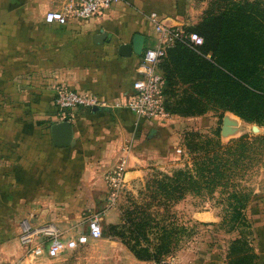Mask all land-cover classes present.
Segmentation results:
<instances>
[{"label":"rangeland","instance_id":"1","mask_svg":"<svg viewBox=\"0 0 264 264\" xmlns=\"http://www.w3.org/2000/svg\"><path fill=\"white\" fill-rule=\"evenodd\" d=\"M244 2H259L264 7V0H186L181 24H168L158 17L162 24L179 29L178 38L166 43V55L157 64L164 79V98L172 107H177L178 98L170 94L166 81L168 52L181 42L193 48L201 47L203 19L231 4ZM30 8L36 9L34 5ZM152 13L155 11L147 12L149 19ZM150 22L153 35L149 46H152L158 39ZM194 36L198 38L196 41L191 40ZM19 77L8 66H0V264H20L26 256L17 241L18 224L32 212L23 205L35 197L36 189L32 185L39 178L22 176L35 167L34 162L24 159L53 149L49 150L50 145L45 147L38 132L43 121L47 126L51 119H46L35 106L33 85L26 83L27 87L22 88L32 93L23 98L3 88V80L16 82ZM224 120L229 123L227 131L222 130ZM189 131L217 137L221 143L245 135L263 139L253 141L254 153L243 158L235 170L232 168L223 184L211 190L173 189L166 193L165 188L158 187L165 176L172 177L175 169L192 166L185 146V134ZM131 150L132 159L128 163ZM125 152L111 166L93 160L90 168L93 176L85 180L89 183L83 187L85 208L77 213L82 215V222L91 215L100 216L102 236L62 251L41 264H133L131 260L148 264L171 257L180 264H259L264 250V242L262 245L259 240L264 236V125L247 122L230 111L212 106L198 116L169 113L156 127L146 129L135 146L127 144ZM121 159L127 164L124 181L111 202L114 205L107 207L112 190L106 175ZM60 213L73 215L74 211L57 212ZM29 259L28 264H34L35 258Z\"/></svg>","mask_w":264,"mask_h":264},{"label":"crops","instance_id":"2","mask_svg":"<svg viewBox=\"0 0 264 264\" xmlns=\"http://www.w3.org/2000/svg\"><path fill=\"white\" fill-rule=\"evenodd\" d=\"M33 5L36 9L30 8ZM59 6L60 0H0V66H8L11 73L20 75L17 83L3 80V88L23 98L32 96L22 89L26 83L32 84L35 106L51 119L47 126L43 121L38 128L42 143L50 145L49 150L53 148L51 152L30 154L24 159L34 162L35 167L22 176L39 178L31 184L36 189L35 197L23 205L32 211L27 217H32L34 224L53 222L66 236H73L87 230L77 211L85 208L83 187L89 183L85 180L93 176L92 161L103 162V166L115 164L126 153L127 144L135 146L146 129L156 127L163 119H138L118 105L131 93L139 62L135 54L120 56L118 47L129 43L135 33L144 35V47L151 44L153 27L146 15L149 11H155L157 18H164L168 24H181L186 0H121L88 20L71 19L65 25L45 21V13ZM103 31L108 40L96 44L94 36ZM62 87L96 95L105 107L97 112L77 107L60 117L54 97ZM60 121L71 123L72 140L68 146L55 147L50 127ZM69 193H73L71 197ZM59 211L74 213L57 214ZM259 240L263 245L264 236ZM29 257L24 256L20 264H28ZM47 258L36 257L33 263L41 264ZM259 264H264V250Z\"/></svg>","mask_w":264,"mask_h":264},{"label":"trees","instance_id":"3","mask_svg":"<svg viewBox=\"0 0 264 264\" xmlns=\"http://www.w3.org/2000/svg\"><path fill=\"white\" fill-rule=\"evenodd\" d=\"M200 26L204 27L201 47L181 42L168 52L166 81L170 94L178 100L177 107H172L164 98L166 111L198 116L212 106L264 125V7L259 2L231 4L205 17ZM262 139L245 135L221 143L217 137L186 132L192 166L175 169L158 187L166 193L173 189L211 190L254 153L253 141Z\"/></svg>","mask_w":264,"mask_h":264},{"label":"built area","instance_id":"4","mask_svg":"<svg viewBox=\"0 0 264 264\" xmlns=\"http://www.w3.org/2000/svg\"><path fill=\"white\" fill-rule=\"evenodd\" d=\"M121 0H60V6L45 13L44 19L48 23L65 25L69 20H88L119 3ZM157 35V43L146 46L139 56L136 66L137 77L133 81L131 93L118 105L127 108L138 119H159L169 115L164 106V79L157 70V64L166 55V43L174 41L179 36V29L174 26L162 24L156 13L150 17ZM198 39L192 37V41ZM54 105L60 117H65L67 112L77 107L92 108L93 106L105 107L101 100L93 94L81 93L75 89L62 87L54 97ZM127 164L125 159L106 175V180L111 187V196L107 207L119 192L124 181ZM87 230L77 235L66 236L55 223L47 222L34 224L32 217H23L18 224L17 241L25 249L26 256L53 258L62 251L75 249L99 239L103 234L102 219L98 215H91L86 219ZM148 264H180L171 257L157 263Z\"/></svg>","mask_w":264,"mask_h":264},{"label":"water","instance_id":"5","mask_svg":"<svg viewBox=\"0 0 264 264\" xmlns=\"http://www.w3.org/2000/svg\"><path fill=\"white\" fill-rule=\"evenodd\" d=\"M108 40V34L103 31L94 36V42L96 44L103 43ZM145 37L140 33H135L129 43H122L118 47V54L120 56H130L135 54L140 56L144 49ZM104 107L93 106L92 111L97 112L102 110ZM228 121L224 120L222 130L227 131L229 129ZM52 144L55 147H63L71 144L72 140V125L68 121H60L51 125L50 127Z\"/></svg>","mask_w":264,"mask_h":264}]
</instances>
